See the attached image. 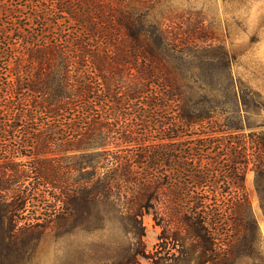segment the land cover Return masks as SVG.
<instances>
[{"label":"trees","instance_id":"trees-1","mask_svg":"<svg viewBox=\"0 0 264 264\" xmlns=\"http://www.w3.org/2000/svg\"><path fill=\"white\" fill-rule=\"evenodd\" d=\"M155 1L23 0V32H0L8 241L63 230L82 199L151 213L199 248L202 264L222 259L230 233L254 227L243 182L248 169L264 180V130L246 133L224 116L236 108L221 100L222 78L232 87L227 51L202 47L201 28H174L176 16ZM200 49L209 51L197 72L208 87L202 104L185 94L195 72L182 67Z\"/></svg>","mask_w":264,"mask_h":264},{"label":"rangeland","instance_id":"rangeland-1","mask_svg":"<svg viewBox=\"0 0 264 264\" xmlns=\"http://www.w3.org/2000/svg\"><path fill=\"white\" fill-rule=\"evenodd\" d=\"M155 2L165 14L176 16L174 28L179 29L180 25L190 31L201 28L202 47L220 45L227 51L232 87L231 84L227 87V80L222 78L221 100L226 106L234 104L236 108L224 116L238 122L246 133L264 130V0ZM26 12L23 0H0V32L9 30L11 36L23 32L22 28L27 26ZM167 24L172 26L171 22ZM18 26V32H14ZM17 47L21 46L13 45L16 54H20ZM205 49L193 52L194 56L182 65L195 72L185 81L188 84L185 94L199 104L208 88L197 74L205 63V54L209 53ZM197 53L202 55L198 58ZM174 106L170 103L167 110ZM109 150L117 152L119 148L109 144ZM243 183L249 201L247 220L255 225L230 233L233 243L229 247L222 245L218 251L222 259L212 264H264V180L256 179L254 171L248 169ZM215 195L217 199H224L220 192ZM74 206L63 230L47 227L18 232L11 241L6 238V221L0 215V264L203 263L199 248L173 239L151 213L129 215L105 198L82 199Z\"/></svg>","mask_w":264,"mask_h":264}]
</instances>
